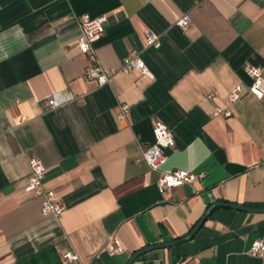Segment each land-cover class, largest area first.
<instances>
[{"label": "crops", "instance_id": "crops-1", "mask_svg": "<svg viewBox=\"0 0 264 264\" xmlns=\"http://www.w3.org/2000/svg\"><path fill=\"white\" fill-rule=\"evenodd\" d=\"M85 14L108 17L96 61L119 67L134 51L150 75L133 69L103 86L86 76L76 47ZM148 31L159 47L146 45ZM245 65L264 73V0H0V264H128L154 244L130 264H264V248L248 254L264 211L214 205L264 207V97L247 92ZM237 84L244 92L228 105ZM53 92L78 98L49 109ZM120 102L130 106L123 120ZM216 106L231 115H213ZM156 120L175 140L161 170L201 179L158 190V172L136 161ZM30 157L61 216L43 215L25 190ZM110 234L124 252L108 253Z\"/></svg>", "mask_w": 264, "mask_h": 264}, {"label": "built area", "instance_id": "built-area-1", "mask_svg": "<svg viewBox=\"0 0 264 264\" xmlns=\"http://www.w3.org/2000/svg\"><path fill=\"white\" fill-rule=\"evenodd\" d=\"M107 20L108 17L106 15L91 17L85 14L79 18L80 36L77 39L76 47L89 58V62L84 69L86 76L94 80L97 86H103L110 81L113 75L117 73H128L133 69L139 70L143 74L150 75L148 67L138 53L134 51L123 58L119 67L105 68L93 58V42L101 36ZM176 24L185 30L191 24V18L188 14H183L176 21ZM145 40L147 46H153L155 48L160 46V36L155 32H146ZM243 71L250 80L246 87L247 92L257 99H262L264 97V73L262 67L245 65ZM243 92L244 89L241 84L235 85L228 93V105L237 102L241 98ZM207 97L211 99L212 95L208 94ZM77 98V96L71 93L64 94L61 92H53L45 98L44 104L47 108L54 109ZM129 110L130 106L128 103L120 102L116 111L117 119H125ZM212 114L229 116L231 115V109L229 107L216 106ZM152 131L154 137L153 143L147 144L142 148L141 157L137 158L136 161L144 160L151 170L158 172L156 186L160 192H164L165 190L185 183L191 184L204 176L203 172H191L185 169H173L171 171L161 170V166L167 159L165 149L173 147L175 140L172 130L162 121L156 120ZM28 166L29 175L25 190L40 198V210L43 215L61 216L65 210V205L56 197L53 190L47 189L44 186L43 178L46 171L45 166L41 160L35 157H30L28 159ZM105 243L110 255H117L124 252V247L116 234H110ZM263 248L264 237L257 238L248 249V254L250 256H260ZM62 258L72 263H78L79 261L78 255L72 250L64 251L62 253Z\"/></svg>", "mask_w": 264, "mask_h": 264}, {"label": "water", "instance_id": "water-1", "mask_svg": "<svg viewBox=\"0 0 264 264\" xmlns=\"http://www.w3.org/2000/svg\"><path fill=\"white\" fill-rule=\"evenodd\" d=\"M214 205H224V206L236 207V208H239V209H241V210H246V211H255V212L264 211V207H260V208H250V207L236 206V205H233V204H226V203H221V202H217V203H215ZM200 222H201V221H200ZM200 222H199V223H198V224L192 229V231L188 234V236H190V235H192V234L194 233V231H195V230L197 229V227L199 226ZM170 243H173V242H170ZM167 244H168V243H167ZM160 245H163V244H154V245L146 246V247H144V248H142V249L136 251V252L132 255V257H131V259H130V261H129L128 264H130V263L134 260V258H135L137 255L141 254L142 252H145V251H147V250H149V249H152V248L157 247V246H160Z\"/></svg>", "mask_w": 264, "mask_h": 264}]
</instances>
